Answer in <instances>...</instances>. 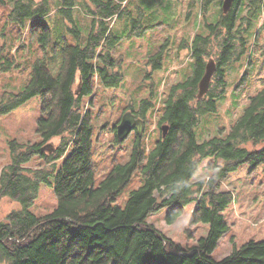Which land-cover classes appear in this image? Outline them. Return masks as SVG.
I'll return each instance as SVG.
<instances>
[{
	"label": "trees",
	"instance_id": "16d2710c",
	"mask_svg": "<svg viewBox=\"0 0 264 264\" xmlns=\"http://www.w3.org/2000/svg\"><path fill=\"white\" fill-rule=\"evenodd\" d=\"M41 1L36 5V0H16L14 17L21 21L44 17L47 0ZM94 1L97 7L88 43L63 46L60 73L54 76L38 60L25 88L17 94L4 93L0 101V114H4L39 95L37 131L42 137L40 143H9L11 162L0 172V202L8 198L22 208L11 210L5 220H0V264H264V241L251 240L221 261L211 257L228 230L223 211L234 201L233 192L223 189L222 182L244 163H251L255 169L264 162V89L251 97L226 137L198 142L194 132L201 115L216 110V100L225 92V67L248 50L246 35L255 0H235L231 11L222 12L218 22L206 23V34L186 43L195 61L194 70L185 81L171 87L164 101L160 139L155 147L145 149V133L136 131L130 160L114 165L99 186L93 166V126L84 98L93 95L96 78L106 86H118L123 79L122 59L112 55L120 38L114 36L110 22L128 1ZM210 1L202 0L203 13ZM32 30L41 33L43 44L48 43L49 26L36 23ZM161 54L154 56L159 67ZM210 58L215 59L217 70L209 91L199 98V83ZM151 106L153 103L144 99L140 111L133 112L145 123V112ZM163 125L168 126L165 136ZM115 129L116 141H122L117 126ZM56 137L59 143L51 152L46 151ZM38 154L45 166H26ZM211 156L216 159L209 166L217 175L194 181L201 162ZM137 169L143 185L130 193L125 207L113 205ZM51 175L57 207L51 214L37 216L29 208L40 184L50 183ZM192 202L197 206L191 225L209 224L207 237L192 248L183 249L147 222L150 213L174 205L168 215L173 222Z\"/></svg>",
	"mask_w": 264,
	"mask_h": 264
},
{
	"label": "rangeland",
	"instance_id": "374dc122",
	"mask_svg": "<svg viewBox=\"0 0 264 264\" xmlns=\"http://www.w3.org/2000/svg\"><path fill=\"white\" fill-rule=\"evenodd\" d=\"M127 1V4L122 3V13L110 22L114 36L120 38L114 43L112 55L122 59L123 79L118 86H106L96 78L93 95L84 98L85 111H88L93 126L96 186L114 165L130 160L136 130L118 142L115 128L126 112L140 111L144 99H149L153 106L145 112L143 147H155L161 137L159 119L171 87L185 81L194 70L195 61L186 43L198 34H206V23L218 22L223 11L222 0H211L204 13L202 0ZM40 3L41 0H36V5ZM15 4L16 0H0V101L4 93L17 94L25 88L38 60L57 76L62 65L63 46H85L88 43L97 7L94 0H47L48 12L44 17L34 16L21 21L13 15ZM242 8L248 11L247 6ZM252 10L246 35L248 50L239 60L225 67L228 83L224 94L216 100V110L203 113L199 124L194 127L198 142L226 137L248 107L251 97L264 89V0H255ZM36 23L45 24L51 30L46 45L40 40L41 33L34 34L32 30ZM160 52L159 67L154 56ZM40 115L39 95L8 113L0 114V172L11 162L10 141L31 144L42 141L37 131ZM59 140V137L54 138L45 150L51 152ZM215 159L213 156L205 158L193 180L215 177L217 170L209 166ZM63 161L64 158L59 160L57 167ZM26 166L43 167L44 158L38 154ZM53 179L51 175L50 183L40 184L38 196L29 208L37 216L51 214L57 207L51 185ZM143 183L137 169L113 205L125 207L130 193ZM222 188L233 192L234 201L223 211L228 230L211 253L215 261H221L251 240L264 241V162L255 169L251 163H244L229 174L222 182ZM196 206L195 202L184 206L182 214L173 222L168 220V215L175 206H165L150 213L147 222L183 249L192 248L209 233L208 223H190ZM21 208L17 201L2 199L0 220H5L11 210Z\"/></svg>",
	"mask_w": 264,
	"mask_h": 264
},
{
	"label": "water",
	"instance_id": "95a60500",
	"mask_svg": "<svg viewBox=\"0 0 264 264\" xmlns=\"http://www.w3.org/2000/svg\"><path fill=\"white\" fill-rule=\"evenodd\" d=\"M235 0H223L222 9L224 13H229L233 7ZM217 70V63L215 59L210 58L206 65L205 73L199 83L198 97L203 98L209 91L211 81L214 73ZM144 129V120L137 118L135 113L128 111L122 117L120 123L117 126V136L120 140L126 139L132 130H136L139 135H142ZM168 132V126H162V135L165 136Z\"/></svg>",
	"mask_w": 264,
	"mask_h": 264
}]
</instances>
